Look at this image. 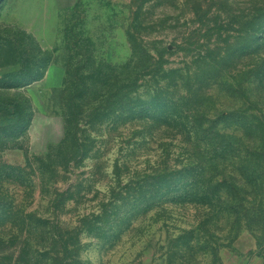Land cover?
<instances>
[{
    "label": "rangeland",
    "instance_id": "1",
    "mask_svg": "<svg viewBox=\"0 0 264 264\" xmlns=\"http://www.w3.org/2000/svg\"><path fill=\"white\" fill-rule=\"evenodd\" d=\"M0 264H264V0H1Z\"/></svg>",
    "mask_w": 264,
    "mask_h": 264
},
{
    "label": "trees",
    "instance_id": "2",
    "mask_svg": "<svg viewBox=\"0 0 264 264\" xmlns=\"http://www.w3.org/2000/svg\"><path fill=\"white\" fill-rule=\"evenodd\" d=\"M157 64L158 62H156L155 65H153L154 68L151 70V80L152 78L154 79V76L156 77L155 73L158 72V70H160L159 66L156 67ZM24 68L25 67H23L22 69ZM182 70L183 68L162 70L161 78H159V80L157 81L154 79V82L156 81L157 84H155L154 89L152 90L153 96L150 105L141 108L139 111H137L138 113L137 117L130 118L128 120L136 123L139 122L140 124H142L141 122H143L144 123L143 125L145 127L146 125L151 128L153 127L152 128L153 132L158 131V133L161 134L160 137L162 138V136H164V132H166V125H167V119H166L167 110L165 106V100L167 99V94L170 92L171 89L180 87V85L184 82V79L182 80V78L181 80L179 78H171L170 74L174 71L182 73ZM19 72H22V70ZM187 75L188 72H186V76ZM174 103L176 104L177 100H175ZM13 120L14 117L11 116L6 118L5 121L8 124H11L13 123ZM121 120L123 121L122 118ZM160 155L162 156V154ZM164 170H165L164 162L159 163L153 170H151L146 174V177H149L153 180H161L163 179Z\"/></svg>",
    "mask_w": 264,
    "mask_h": 264
},
{
    "label": "water",
    "instance_id": "3",
    "mask_svg": "<svg viewBox=\"0 0 264 264\" xmlns=\"http://www.w3.org/2000/svg\"><path fill=\"white\" fill-rule=\"evenodd\" d=\"M1 1V0H0Z\"/></svg>",
    "mask_w": 264,
    "mask_h": 264
}]
</instances>
